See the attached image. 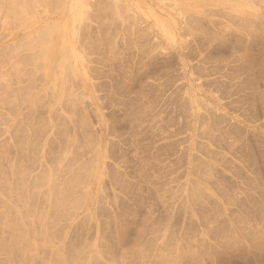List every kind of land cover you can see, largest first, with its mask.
Returning a JSON list of instances; mask_svg holds the SVG:
<instances>
[{"label":"rangeland","instance_id":"1","mask_svg":"<svg viewBox=\"0 0 264 264\" xmlns=\"http://www.w3.org/2000/svg\"><path fill=\"white\" fill-rule=\"evenodd\" d=\"M0 264H264V0H0Z\"/></svg>","mask_w":264,"mask_h":264},{"label":"bare ground","instance_id":"2","mask_svg":"<svg viewBox=\"0 0 264 264\" xmlns=\"http://www.w3.org/2000/svg\"><path fill=\"white\" fill-rule=\"evenodd\" d=\"M96 115V114H95ZM99 118H100V116H98ZM95 118V117H94ZM95 120H96V118H95ZM228 121V120H227ZM226 121V122H227ZM96 124V123H95ZM232 126H233V124H232ZM244 127H242V129H243ZM238 129H240V127L238 126ZM241 131V130H240ZM247 131V130H246ZM96 132H98V131H96ZM105 132L100 128V131H99V133H98V135H97V133H96V137H97V139H98V142H97V147H96V151H97V153H96V157H95V164H94V167H93V169L92 170H90V171H93V172H91V176H92V178H90L89 177V179H91L89 182H88V180H87V182L89 183H86V185H85V187H87V190L85 189V191H83V194H82V189H81V187H79L80 185L82 186V183L80 184V182H78V181H80L79 180V178H83V176H78L77 177V182H76V184L77 185H79L77 188H76V192L78 193V195H79V189L78 188H80L81 189V194H80V196H81V199L79 200V201H82L81 203H79V205H78V208H77V212H76V215H78V214H80V213H85V212H92V206L93 205H95V202H96V200L94 199L96 196H97V190H95V186L97 187L98 185H99V181H100V177H101V173H102V171H101V168H100V164H101V158H102V154H103V149H104V138H105ZM78 161V160H77ZM75 164H76V167L78 168H80L81 166H78V164H80V163H76V162H74ZM73 163V165H75ZM74 168V167H73ZM77 168H75V169H77ZM82 168V170H83V173H85L84 172V170H87L86 169V167H85V169H83V167H81ZM79 170V169H78ZM77 170V171H78ZM71 171H73L72 169H71ZM75 171V170H74ZM89 172V171H88ZM72 173V172H71ZM81 173L82 172H80V174H76V176L77 175H81ZM90 173V172H89ZM76 176H74V177H76ZM75 180V181H76ZM53 181V180H52ZM73 182H74V180H73ZM88 184V185H87ZM76 185V186H77ZM84 187V185L82 186V188ZM83 195V196H82ZM79 197V196H78Z\"/></svg>","mask_w":264,"mask_h":264}]
</instances>
